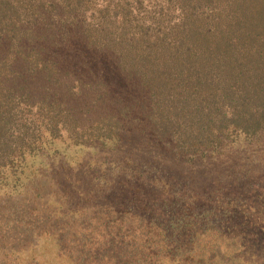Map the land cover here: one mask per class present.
Masks as SVG:
<instances>
[{
    "label": "trees",
    "instance_id": "16d2710c",
    "mask_svg": "<svg viewBox=\"0 0 264 264\" xmlns=\"http://www.w3.org/2000/svg\"><path fill=\"white\" fill-rule=\"evenodd\" d=\"M262 136L264 0H0V264H256L173 167Z\"/></svg>",
    "mask_w": 264,
    "mask_h": 264
},
{
    "label": "rangeland",
    "instance_id": "374dc122",
    "mask_svg": "<svg viewBox=\"0 0 264 264\" xmlns=\"http://www.w3.org/2000/svg\"><path fill=\"white\" fill-rule=\"evenodd\" d=\"M87 154L80 151L76 156L87 158ZM173 169V191L179 212L189 204L216 203L217 213L228 215L225 223L249 214L255 217L254 222L261 219L255 227L264 232V136L240 137L208 161L194 167L178 164ZM258 255L254 262L264 264V252Z\"/></svg>",
    "mask_w": 264,
    "mask_h": 264
}]
</instances>
